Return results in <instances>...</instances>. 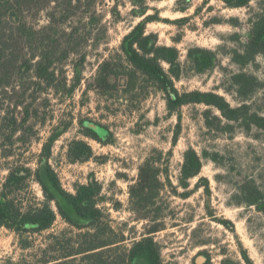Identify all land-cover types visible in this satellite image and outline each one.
<instances>
[{
	"label": "rangeland",
	"instance_id": "obj_1",
	"mask_svg": "<svg viewBox=\"0 0 264 264\" xmlns=\"http://www.w3.org/2000/svg\"><path fill=\"white\" fill-rule=\"evenodd\" d=\"M188 1L189 8L180 11ZM263 11L264 0H252L242 8L228 7L223 0H35L27 4L20 18L28 28L38 32L51 27L26 37L8 32L3 41L0 195L10 172L19 171L26 180L12 197L24 209L40 207L45 197L35 174L40 170L45 179L49 164L71 194L76 185L101 186L97 200L104 224L112 227L110 237L122 239L104 250L108 264L145 237L159 246L163 264H264V211L246 207L239 196L245 186H256L264 193V132L246 131L226 121L223 131H211L203 115L209 107L190 104L172 113L152 84L148 92H139L147 93L146 98L133 103L122 67L109 69L122 76L107 91L97 86L101 65L117 59L124 38L145 22L146 35H157L158 46L180 51L184 76L175 82L180 92H213L236 108L242 102L229 90L230 77L241 68L232 63L231 52L250 41L252 21ZM195 47L218 53L213 70L202 74L192 70L188 52ZM45 51L51 56L54 78L39 76L34 67ZM244 71L264 82V55ZM249 103L264 115V89ZM80 142L92 154L76 161L73 153ZM46 144L51 146L49 157L44 153ZM187 150L199 154L203 168L184 186L180 177ZM148 163L159 171L157 182L147 191L153 205L137 213L132 189L139 182L141 167ZM86 231L60 216L50 229L28 230L23 236L0 228V264H88L83 254L66 256L78 249L75 241ZM23 241L28 248L22 247Z\"/></svg>",
	"mask_w": 264,
	"mask_h": 264
},
{
	"label": "trees",
	"instance_id": "obj_2",
	"mask_svg": "<svg viewBox=\"0 0 264 264\" xmlns=\"http://www.w3.org/2000/svg\"><path fill=\"white\" fill-rule=\"evenodd\" d=\"M34 1L0 0V62L2 59L3 41L7 38L8 32L13 35L15 34L14 31H16L15 35L17 37H26L28 34H42L51 27L35 32L33 28H28L20 18L23 8ZM81 1L76 0V2ZM223 1L228 7L242 8L248 6L252 0ZM189 6L190 1L180 11H186ZM251 30L250 41L242 45V48L233 49L231 52L232 63L241 68L239 72L234 73L230 77L229 90L234 92L242 102L236 108L232 107L223 96L213 92H180L175 84L176 81H180L184 76L183 66L180 61V51L176 47L158 46L157 35H146L145 22L139 23L124 38L120 48L122 54H117V59L111 58L101 65L97 76V86L99 90L107 91L111 84L113 82L116 83L115 80L122 76H119L116 72L109 71V69L122 67L125 68V75L123 76L126 78L124 80L127 83V93L134 94L130 99L133 103L146 98L147 93L144 95L139 92H148V86L152 84L157 91L163 94L167 107L172 113L190 104H202L209 107V109L204 111L203 115L205 124L211 131H223L224 127L222 124L226 121L228 123H237L246 131L256 128L264 132V115L254 110V103H249L259 90L264 89V82L254 74L244 71L245 67L255 63L259 55H264V11L252 21ZM234 37H237V35ZM217 61L218 53L209 49L195 47L188 52V63L192 70L199 74L213 70ZM164 63L168 65V69L164 68ZM34 67L37 69L39 76L44 74L51 78L55 77L56 73L54 71L51 72V56L47 51L41 54L40 61ZM2 80L3 78L0 75V85ZM225 90L229 91L228 89ZM214 109L220 112V116L214 113ZM230 126L227 125V127ZM16 131L17 129L13 133H16ZM91 134V137L97 138V135ZM51 139H54V137ZM50 147V144H46L44 147L46 157H49ZM91 154L90 147L80 142L77 145L76 153H73V157L76 161H79L83 158H89ZM205 156H209V154L205 153ZM183 158L180 180L184 186H187L189 180L201 173L203 163L202 158L194 150H187ZM24 170L27 174H30V170ZM10 174L8 182L3 189V195H0L2 197L0 200V228L5 227L15 231L19 236H23L28 230L42 232L50 229L57 217L60 216L77 229H87L85 233L78 235V241H75L78 249L67 254V258L83 254L85 255L83 260L88 264L109 263L104 260V257L109 255L104 250L114 248V246L122 242V239L110 237L113 233L112 227L109 224H104L105 214L103 209L99 207L97 200L101 192V186L98 183L76 185L75 194H71L64 190L58 175L47 164L44 171L45 179L42 177L40 170H37L35 174L36 181L40 184L45 197L44 202L38 208L29 207L24 209L23 206L17 203L16 197H12V194L23 184L26 177L19 176V171H11ZM158 175L159 171L152 167L150 163L141 167L139 182L132 189V203L137 213L145 212L153 205L149 201L147 191L150 190L151 183L157 182ZM239 196L244 201L241 204L246 207L257 206L258 209L264 211V193L256 186L241 187ZM53 203L55 208L52 205ZM145 216L147 217L145 214L143 218H146ZM76 219L86 223H79ZM29 227L31 228L29 229ZM153 230L150 233L155 232ZM22 247L28 248L29 243L23 241ZM115 250H119V247L109 252H114ZM136 260H142L146 264H163L160 248L153 238L145 237L134 242L123 256H117L115 262L111 264H133Z\"/></svg>",
	"mask_w": 264,
	"mask_h": 264
},
{
	"label": "flooded vegetation",
	"instance_id": "obj_3",
	"mask_svg": "<svg viewBox=\"0 0 264 264\" xmlns=\"http://www.w3.org/2000/svg\"><path fill=\"white\" fill-rule=\"evenodd\" d=\"M61 259H58V260H53L54 262H57V261H60Z\"/></svg>",
	"mask_w": 264,
	"mask_h": 264
}]
</instances>
